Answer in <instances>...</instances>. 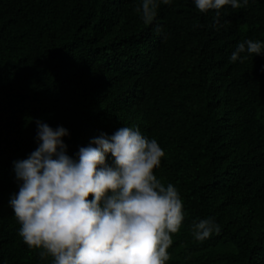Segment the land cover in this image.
<instances>
[{"label": "trees", "instance_id": "obj_1", "mask_svg": "<svg viewBox=\"0 0 264 264\" xmlns=\"http://www.w3.org/2000/svg\"><path fill=\"white\" fill-rule=\"evenodd\" d=\"M0 0V264H50L18 235L13 162L36 149V120L69 130L72 156L101 131L139 128L165 155L154 174L185 218L166 264H264V0L201 13L193 0ZM92 197L89 196V199ZM221 226L204 241L194 221Z\"/></svg>", "mask_w": 264, "mask_h": 264}, {"label": "clouds", "instance_id": "obj_2", "mask_svg": "<svg viewBox=\"0 0 264 264\" xmlns=\"http://www.w3.org/2000/svg\"><path fill=\"white\" fill-rule=\"evenodd\" d=\"M171 3L140 0L136 11L151 25L159 5ZM248 3L193 0L201 13L216 10V18L225 5ZM255 55L264 56V41L245 39L229 59L243 63ZM69 135L63 126L36 120V149L13 162L18 191L8 206L24 244L50 264H166L185 212L177 188L154 174L165 155L158 142L122 126L111 136L101 131L70 156L63 139ZM220 231L212 217L191 225L201 242Z\"/></svg>", "mask_w": 264, "mask_h": 264}]
</instances>
